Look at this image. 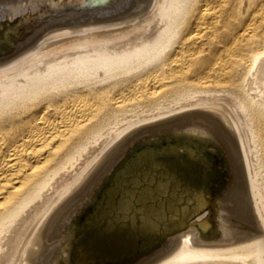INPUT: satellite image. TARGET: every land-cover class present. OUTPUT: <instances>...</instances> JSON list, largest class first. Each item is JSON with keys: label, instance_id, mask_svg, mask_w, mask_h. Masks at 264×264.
Masks as SVG:
<instances>
[{"label": "bare ground", "instance_id": "1", "mask_svg": "<svg viewBox=\"0 0 264 264\" xmlns=\"http://www.w3.org/2000/svg\"><path fill=\"white\" fill-rule=\"evenodd\" d=\"M45 2L0 0V264H264V0Z\"/></svg>", "mask_w": 264, "mask_h": 264}, {"label": "water", "instance_id": "2", "mask_svg": "<svg viewBox=\"0 0 264 264\" xmlns=\"http://www.w3.org/2000/svg\"><path fill=\"white\" fill-rule=\"evenodd\" d=\"M109 2V0H103L102 2H100V3H98V4H95V5H93V4H90L89 3V0H67V1H63V0H58V1H56V0H46V2H45V4H48V9H50L52 12H54V15L56 14L55 12L56 11H58V9H70L71 7H73L74 5L75 6H77L78 8H80V9H89V8H92V7H96V6H99V4L101 5V6H103L104 4H107ZM49 14V11L47 10H45L42 14H40V17H39V21H35V22H32V23H29V25L27 26V28H28V30L29 29H32V28H34V27H36L37 25H39V24H41L44 20H45V18H46V16ZM48 17V16H47ZM29 20V19H28ZM26 30H23L22 31V37L24 36L25 37V35H26V32H25ZM2 39V40H1ZM3 39H6L5 38V34L2 32V31H0V54H4L5 52H7L9 49H11V47L13 46V43L16 41L15 39L13 40V39H10L9 38V40H10V44H4V41H3ZM18 39H20V38H18ZM17 39V40H18ZM154 135V134H153ZM199 134H197V136H198ZM196 136V137H197ZM152 138H154V137H152ZM190 139L187 141V143H190ZM143 142H144V140H143ZM158 141L156 140L155 141V143H157ZM195 143V146H197L198 145V143H197V141L196 142H194ZM143 144H145V142L143 143ZM170 144H173L171 141H170ZM147 145V144H146ZM156 145H158V144H156ZM176 145L178 146V147H180V149L182 148V146L183 145H180V144H178V143H176ZM202 146V145H201ZM163 148V147H162ZM202 148L203 149H205V145H203L202 146ZM205 150H207L208 152L209 151H211V149H210V146L208 147V148H206ZM213 152H212V154H215V151L214 150H212ZM133 152V155L132 156H130L129 158H126V160H124V161H126L125 162V164L123 163V164H120L116 169V171L118 172V173H120L121 171V169H123L124 167H127L128 166V164L130 163V162H132L133 160H135V154L137 153V150H134V151H132ZM139 152V151H138ZM144 152H146L147 153V149H145L144 150ZM160 152V151H159ZM179 152H182L181 150H179ZM152 154V153H151ZM154 154H156L155 152H154ZM147 154H145V156H146ZM178 155V154H177ZM176 155V156H177ZM144 156V157H145ZM215 156V155H214ZM138 158V157H137ZM136 158V159H137ZM219 160V159H218ZM215 163H217V160H215ZM220 165H218V167H219ZM113 179H114V177L113 178H109L108 180L110 181L109 182V185L111 186L113 183H112V181H113ZM102 194H104V193H102ZM219 195H221V194H219ZM219 195H217L216 196V198H218L219 197ZM100 197V200H99V202L98 203H96V207H95V205H94V207L92 208V206L90 205V208H89V210H87L88 211V213L86 214V216H85V220L87 221L88 219H90L89 218V213L91 212V210L93 209L94 210V208H98V207H101V203H102V200H103V197L104 196H98V195H96L95 197H94V199L93 200H91L89 203H94L95 201H96V198H99ZM213 203V202H212ZM215 203V202H214ZM214 203H213V205H214ZM203 210H205V208L203 209ZM216 215V214H215ZM216 222L218 223V220H216ZM193 224H195V222L194 221H192V220H189L188 222H186L185 223V225L186 226H188V225H193ZM185 227V226H184ZM74 230H73V234H72V237L75 235V228H73ZM81 229V228H80ZM177 230H179L178 228H175L172 232H170V233H167L166 234V237L167 236H170V234H172L173 232H176ZM79 233V232H78ZM217 233H218V231H217ZM201 234V233H200ZM218 235H219V233H218ZM65 250H68L67 248H65ZM65 250H63V251H65ZM60 261V260H59ZM58 261V263L59 264H62V263H60Z\"/></svg>", "mask_w": 264, "mask_h": 264}, {"label": "rangeland", "instance_id": "3", "mask_svg": "<svg viewBox=\"0 0 264 264\" xmlns=\"http://www.w3.org/2000/svg\"><path fill=\"white\" fill-rule=\"evenodd\" d=\"M143 180H144V178H142V179L139 178L138 181H137V183L139 182L138 185L142 184ZM138 185H137V186H138ZM219 197H221V195H219ZM71 230H72V228H71ZM65 248H67V247H65ZM67 249H68V248H67ZM64 250H65V249H64ZM65 251H66V250H65ZM65 251H64V252H65Z\"/></svg>", "mask_w": 264, "mask_h": 264}]
</instances>
